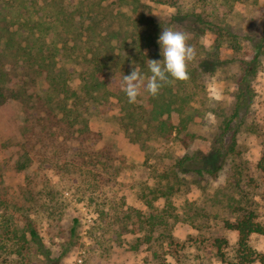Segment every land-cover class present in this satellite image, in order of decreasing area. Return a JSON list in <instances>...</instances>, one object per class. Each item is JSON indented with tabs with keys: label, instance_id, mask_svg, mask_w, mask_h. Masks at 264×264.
Segmentation results:
<instances>
[{
	"label": "rangeland",
	"instance_id": "obj_1",
	"mask_svg": "<svg viewBox=\"0 0 264 264\" xmlns=\"http://www.w3.org/2000/svg\"><path fill=\"white\" fill-rule=\"evenodd\" d=\"M81 1L82 19L79 16L71 28L82 30V35L89 25L100 33L112 24L118 26L121 19L129 25L144 23L149 16L152 28L162 31L178 12L201 15L205 34L190 36L196 49L191 64L208 58L218 37L221 64L214 72L195 74L190 98L193 121L183 127L178 113L164 116L166 132L168 126L175 127L172 133L152 129L135 142L117 109L93 119L91 127L103 134L96 150L107 145L115 154L110 168L90 161L82 168L63 169V154L52 148L51 140L30 141L23 104L10 100L0 106V165L5 167L0 178V264H52L30 243L29 221L56 264L237 263L240 236L225 222L251 216L264 227V0H143L151 6L146 15L131 6L128 10L127 0ZM50 9L43 1L32 6V13L51 29L45 46L35 43V54L43 49L42 56L50 55L46 46L51 40L63 39ZM123 14L132 20L124 22ZM231 30L240 37L228 36ZM63 33L72 41L70 46L83 45L80 34ZM243 35L262 43L263 54L252 77V103L228 127L246 68L243 61L255 55L253 44ZM3 43L0 39V84L10 85L3 68L10 66ZM30 86L31 92L41 94L48 82L41 75ZM187 157H195L191 163L200 160L216 174L187 173L180 165ZM7 227L15 231L9 234ZM218 239L226 241L225 263ZM248 245L259 255L250 264H262L264 234H251Z\"/></svg>",
	"mask_w": 264,
	"mask_h": 264
},
{
	"label": "trees",
	"instance_id": "obj_2",
	"mask_svg": "<svg viewBox=\"0 0 264 264\" xmlns=\"http://www.w3.org/2000/svg\"><path fill=\"white\" fill-rule=\"evenodd\" d=\"M42 1L51 6L50 12L53 21H56L55 27L60 28L57 32L63 37L60 41L51 40L46 46L50 49L49 56H42L43 49L42 51L39 49L40 55L35 54V43L42 41V46H45L47 42H43L44 38L51 31L32 13V6ZM127 2V9L131 6L135 12L139 10L141 15L151 12V6L143 0ZM83 6L84 1L80 4L78 0L0 1V22H4L0 25V39L4 41V57L10 60L9 68L5 66L3 68L5 75L12 82L10 85L0 84V106L10 100L20 101L30 123V141L35 140L39 143L44 137L51 140L52 148L63 154V169L67 165L68 167L78 165L77 167L82 168L90 161H94L93 165L96 167L110 168L115 164V154L107 145L96 150L97 145L103 140V134L91 127L92 120L117 109L124 128L134 132L135 142L140 141L142 136L152 129L154 132H160L158 134L174 132L175 127L171 125L168 126L170 131L166 132L167 119H163L164 116L170 117L171 112L178 113L180 124L185 127L195 117L190 98L196 72L202 74L214 72L221 64L218 58L220 37L211 47L212 51L208 58L195 66L189 63L187 81L166 84L155 97L142 91L138 98L139 102L130 104L121 86L123 75H129L134 66L147 73L148 59L162 60L160 46L157 43L161 31H158V27L152 28L154 22L149 16H145L146 25L142 23L143 21L125 25L123 22L120 23L121 19L117 21L118 26L112 24L105 29L106 31L102 30L100 33L89 25L82 35V30L76 32L71 27L79 16L82 19ZM125 17L124 22L132 20L130 16ZM205 23L201 15L178 12L171 17L169 23L167 22L166 28L171 26L174 30L195 37L205 34ZM139 24H142V27ZM63 31L67 34H80L84 38L83 45L75 42L74 46H70V40L65 39ZM141 32H144L143 36ZM227 34L233 38L240 37L235 35L233 30ZM243 36L253 44L255 55L250 61H243L246 68L238 81L236 103L227 122L228 127H232L234 121L242 118V112L246 113L252 103L254 97L252 77L257 73L260 56L263 54L262 43L249 38L248 35ZM188 43L192 45V41L189 40ZM41 75L45 76L48 87L41 94H35L30 91V85H35ZM60 137L63 138L59 142ZM191 160L196 161L195 157H187L186 160L180 161V165L187 168V173L216 174L210 167H204L200 160L194 163H191ZM25 167L26 165L20 169ZM4 168L0 165V178ZM225 223L228 229L237 231L240 236V249L235 257L237 259L235 264H250L259 259V255H256L248 245V240L251 234H264V227L254 222L251 216L235 223L229 221ZM26 225L29 241L35 247L36 253L44 257L47 263L56 264L57 260L51 257L33 222L29 221ZM3 228H6L5 225ZM7 228L9 234L11 230L15 231L13 228ZM15 237L16 235H13L12 239ZM216 244L221 254L219 256L225 263L227 259L223 249L226 241L218 239ZM260 262L264 264V256L260 257Z\"/></svg>",
	"mask_w": 264,
	"mask_h": 264
},
{
	"label": "clouds",
	"instance_id": "obj_3",
	"mask_svg": "<svg viewBox=\"0 0 264 264\" xmlns=\"http://www.w3.org/2000/svg\"><path fill=\"white\" fill-rule=\"evenodd\" d=\"M189 39L186 32L163 27L157 41L162 60L148 59L147 73L134 66L129 75H123L121 86L130 104L139 102L142 91L155 97L166 84L189 79L188 65L196 57V49L188 43Z\"/></svg>",
	"mask_w": 264,
	"mask_h": 264
},
{
	"label": "built area",
	"instance_id": "obj_4",
	"mask_svg": "<svg viewBox=\"0 0 264 264\" xmlns=\"http://www.w3.org/2000/svg\"><path fill=\"white\" fill-rule=\"evenodd\" d=\"M82 261V260H81Z\"/></svg>",
	"mask_w": 264,
	"mask_h": 264
}]
</instances>
